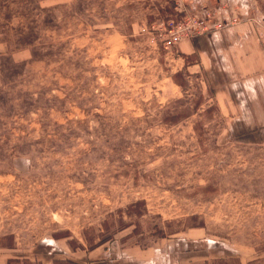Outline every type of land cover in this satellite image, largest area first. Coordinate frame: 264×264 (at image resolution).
Segmentation results:
<instances>
[{"label":"rangeland","instance_id":"1","mask_svg":"<svg viewBox=\"0 0 264 264\" xmlns=\"http://www.w3.org/2000/svg\"><path fill=\"white\" fill-rule=\"evenodd\" d=\"M244 11L264 26V0ZM183 15L176 0H0V264H40L25 257L55 239L198 236L223 256L191 264H264V144L228 133L179 48L196 35H169Z\"/></svg>","mask_w":264,"mask_h":264},{"label":"crops","instance_id":"2","mask_svg":"<svg viewBox=\"0 0 264 264\" xmlns=\"http://www.w3.org/2000/svg\"><path fill=\"white\" fill-rule=\"evenodd\" d=\"M176 1L184 13L196 12L203 17L207 11L222 12L206 20L208 31L179 48L184 55L196 54L192 66L202 68L214 87L217 102L229 115L228 133H245L246 142L264 144V26L242 16L249 0ZM212 243L198 236L159 239L141 248L112 242L87 250L55 239L25 258L40 264H54L57 259L78 264H191L222 257Z\"/></svg>","mask_w":264,"mask_h":264},{"label":"built area","instance_id":"3","mask_svg":"<svg viewBox=\"0 0 264 264\" xmlns=\"http://www.w3.org/2000/svg\"><path fill=\"white\" fill-rule=\"evenodd\" d=\"M212 16L211 11L205 13V19L202 20L198 16L191 12L186 11L184 15L180 18L179 21H174L173 19H168L166 21L167 29L169 35L171 36L173 42L179 41L183 37H191L197 34H200L202 30L210 29V26L207 24V19H210ZM233 21L236 18H232Z\"/></svg>","mask_w":264,"mask_h":264},{"label":"trees","instance_id":"4","mask_svg":"<svg viewBox=\"0 0 264 264\" xmlns=\"http://www.w3.org/2000/svg\"><path fill=\"white\" fill-rule=\"evenodd\" d=\"M178 119V117L177 116H173L172 117V120L173 121H175V120H177ZM11 260V259H10ZM9 260V261H10ZM54 262H56V263H63V264H75V263H73V262H71V261H69V260H55Z\"/></svg>","mask_w":264,"mask_h":264}]
</instances>
